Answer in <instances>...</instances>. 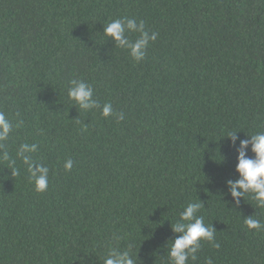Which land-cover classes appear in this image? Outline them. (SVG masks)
Returning a JSON list of instances; mask_svg holds the SVG:
<instances>
[{
    "label": "trees",
    "instance_id": "trees-1",
    "mask_svg": "<svg viewBox=\"0 0 264 264\" xmlns=\"http://www.w3.org/2000/svg\"><path fill=\"white\" fill-rule=\"evenodd\" d=\"M117 18L156 34L142 60L104 34ZM73 79L123 119L81 109ZM0 111L12 124L0 155L36 144L49 169L36 192L18 158L16 176L0 161V264L113 251L170 264L171 224L197 199L219 247L201 241L188 264H264V226L244 223L264 225V208L227 185L240 141L264 132V0H0Z\"/></svg>",
    "mask_w": 264,
    "mask_h": 264
},
{
    "label": "clouds",
    "instance_id": "clouds-1",
    "mask_svg": "<svg viewBox=\"0 0 264 264\" xmlns=\"http://www.w3.org/2000/svg\"><path fill=\"white\" fill-rule=\"evenodd\" d=\"M126 32H138L140 35L137 39L130 40ZM104 34L111 37L117 46L128 49L130 56L136 61L144 58L149 41L156 39L155 33L149 35L145 31L143 21L137 24L133 19L113 20L104 28ZM69 85L71 86L68 87V98L78 104L81 109L100 108L103 117L116 115L118 120L123 119L122 113H114L111 103H105L101 107L100 103L93 99L91 85L75 79L69 81ZM11 129L10 120L0 111V142L7 139ZM225 137L234 143L236 132H230ZM246 137L240 141L237 149L235 171L238 178L235 181L229 180L227 185L234 200L248 196L255 202L256 207L264 208V132ZM36 151V144L23 143L16 152V159L4 153L0 155V161L7 162L11 175L16 176L20 174L16 166L18 158L23 165L27 166L29 180L34 185V190L43 192L48 188L49 169L33 159L32 154ZM248 151L252 153L251 156L247 155ZM72 164L71 159L67 160L64 164L65 170H71ZM201 208L202 203L198 199L195 202H189L179 213V218L171 224L172 231L179 235L169 245L170 264H188L189 258L192 261L197 260L196 253L200 249L201 241H207L213 247H219L214 243L215 229L211 225H206L204 218L197 215ZM244 223L248 229L259 230L264 226L252 215L244 218ZM104 264H134V260L127 251L122 253L113 251L104 259ZM207 264H213V261L208 259Z\"/></svg>",
    "mask_w": 264,
    "mask_h": 264
}]
</instances>
